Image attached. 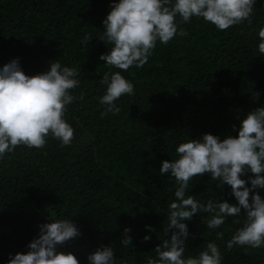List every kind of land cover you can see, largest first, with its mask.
Returning <instances> with one entry per match:
<instances>
[{
    "label": "trees",
    "instance_id": "obj_1",
    "mask_svg": "<svg viewBox=\"0 0 264 264\" xmlns=\"http://www.w3.org/2000/svg\"><path fill=\"white\" fill-rule=\"evenodd\" d=\"M113 2L118 0H0V67L17 59L31 77L59 60L80 79L64 115L74 129L72 143L61 147L49 136L43 148L20 145L0 161V264L9 254L26 253L38 226L51 217L71 219L79 229L57 249L73 253L79 264H88L87 256L103 246L113 247L116 264H146L168 238L163 229L174 199L175 182L160 175L161 162L176 158V145L188 139L235 137L240 120L264 107V56L256 47L264 0L253 6L250 23L222 31L202 18L181 22L186 36L157 42L141 68L126 71L99 59L111 47L100 38ZM112 71H121L134 93L114 102L119 112L102 117L99 97L106 85L100 81ZM218 185L209 173L195 176L189 194L201 202L215 197L236 203L230 186ZM240 215V224L228 217L216 230L206 227L207 213L185 221L190 235L184 255L195 256L214 240L222 264H264V247L226 248L242 225L243 209ZM125 228L127 246L121 243Z\"/></svg>",
    "mask_w": 264,
    "mask_h": 264
},
{
    "label": "clouds",
    "instance_id": "obj_2",
    "mask_svg": "<svg viewBox=\"0 0 264 264\" xmlns=\"http://www.w3.org/2000/svg\"><path fill=\"white\" fill-rule=\"evenodd\" d=\"M257 0H118L102 20L100 40L106 41V54L99 59L106 65L126 71L130 66L141 68L152 55L157 42L168 44L175 36H186L180 23L193 17L202 18L222 31L230 26L250 21ZM179 17V21H177ZM258 53L264 56V27L257 32ZM88 39L87 37L85 38ZM75 68L62 65L59 60L49 62V70L34 76L22 71L18 60L0 67V161L14 152L17 146L43 148L47 137L59 141L60 146L72 143L73 127L64 119L66 107L74 100L70 90L79 87ZM106 85L99 104L104 107L101 116L119 112L115 101L134 93V85L121 71L106 72L101 79ZM236 131V126L233 125ZM176 158L162 161L161 176L167 174L175 182L174 199L168 203L167 226L161 244L155 248L156 257H146V264H222L217 243L210 240L195 256H185L189 237L185 221L198 213H207L206 227L216 230L226 218L238 219L244 212L242 225L226 241V248L234 246L264 247V107L249 112L239 123L235 137L221 139L203 134L188 139L175 147ZM210 174L218 186H230V195L236 203L212 197L203 202L189 194V182L195 176ZM247 179L241 178L245 174ZM259 190V191H257ZM38 236L28 244L26 253L9 254L6 264H79L71 252H60L58 246L80 235L71 219L51 217L50 223L39 226ZM145 228L151 231L150 225ZM169 230L171 234L169 235ZM121 243L127 246L131 237L126 234ZM217 239L222 232H215ZM150 236L145 235L144 241ZM88 264H116L111 246L98 248L87 256ZM125 264V262H121Z\"/></svg>",
    "mask_w": 264,
    "mask_h": 264
}]
</instances>
